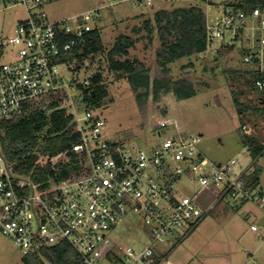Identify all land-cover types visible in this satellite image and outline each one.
Wrapping results in <instances>:
<instances>
[{"label":"built area","instance_id":"1","mask_svg":"<svg viewBox=\"0 0 264 264\" xmlns=\"http://www.w3.org/2000/svg\"><path fill=\"white\" fill-rule=\"evenodd\" d=\"M237 1L106 0L103 7L49 22L45 0H0V7L22 6L27 15L8 39L15 49L12 60L0 63V121L11 119L34 99L63 96L78 135L72 153L84 171L38 190L12 172L0 151V233L23 256L65 243L76 264H171L159 245L179 230L187 236L225 198L236 206L251 201L264 214L261 190L246 188L243 182L250 168L235 176V160L211 162L199 150L200 136L166 138L135 151L104 139L102 118L83 109L89 79L73 76L59 62L93 29L101 11L115 3L127 2L137 11H147L155 2L187 3L202 7L209 44L229 46L258 33V49L245 52L243 62L255 75L253 89L263 92L264 11L255 7L246 14L233 8ZM186 186L191 194L182 196ZM250 230L259 228L251 225ZM119 231H135L140 239L135 246L122 243L115 236Z\"/></svg>","mask_w":264,"mask_h":264},{"label":"rangeland","instance_id":"2","mask_svg":"<svg viewBox=\"0 0 264 264\" xmlns=\"http://www.w3.org/2000/svg\"><path fill=\"white\" fill-rule=\"evenodd\" d=\"M105 5L106 0H45L43 12L50 22ZM187 6V3L155 2L141 13L129 3L121 2L103 9L102 20L97 24L102 52L85 59L78 74L73 76L86 79L101 74L107 97L100 108L89 109L104 121L102 137L107 141L122 144L126 151H135L166 138L200 136L199 150L211 162L222 164L235 160V176L248 168L260 171L257 188L264 195V150L253 159L247 147L248 141L264 145V98L260 99L264 91L253 89V71L243 62L245 52L258 49L255 41L258 33L253 36L248 33L229 46L210 44L204 53L168 64L164 74L156 56L161 40L155 30L154 13ZM220 12L221 9L217 11ZM26 16L22 6L0 7L1 64L12 60L15 49L8 44V39ZM148 19L153 27L151 34L143 25ZM119 34L135 39L129 58L148 68L151 79L169 82L186 79L195 96L178 100L172 93L160 92L155 97L149 91L146 97L138 100L136 94L142 91L135 93L126 78L111 72L106 64L105 55ZM65 75L70 79L71 74ZM85 108L88 106H83ZM80 113L82 116L83 112ZM191 191L192 188L186 186L180 194L188 196ZM201 203L202 199L200 205L205 209ZM242 211H247L248 215L243 217ZM252 224L259 228V233L251 232ZM263 227L264 214L254 203L246 201L236 206L225 198L214 204L187 236L183 237V231L179 230L159 247L171 264H264ZM115 236L122 243L133 246L140 239L135 231L131 234L119 231ZM22 257L20 249L0 233V264H24Z\"/></svg>","mask_w":264,"mask_h":264},{"label":"trees","instance_id":"3","mask_svg":"<svg viewBox=\"0 0 264 264\" xmlns=\"http://www.w3.org/2000/svg\"><path fill=\"white\" fill-rule=\"evenodd\" d=\"M255 7L264 11V0H238L233 4V8L246 14ZM101 20L102 16L93 29L84 34L82 41L59 58V62L70 67L73 74H78L85 59L102 52L97 25ZM153 22L161 40V47L156 56L164 74L167 73L168 64L183 57L204 53L210 45L206 40L205 14L199 5L178 7L171 11L159 10L154 13ZM143 25L148 34H151V21L145 20ZM134 46L135 39L119 34L107 51L105 60L108 69L126 78L135 93L142 91L136 94L138 100L146 97L149 91L155 97L160 92L172 93L178 100L195 96L191 84L186 79L176 82L151 79L148 68L129 58V50ZM88 79L90 86L88 91H85L83 100L88 108H100L107 97L102 76L96 73ZM262 98L264 96L260 99ZM72 120V114L64 107V97L49 95L24 104L17 115L0 121V151L11 166L12 172L38 190L81 175L84 171L80 159L72 153V145L78 139ZM247 147L253 159L264 150V145L254 141H248ZM259 174L260 171L254 169L244 175L245 187H257ZM21 260L24 264H76L75 253L65 243L43 249L39 254L23 256Z\"/></svg>","mask_w":264,"mask_h":264},{"label":"crops","instance_id":"4","mask_svg":"<svg viewBox=\"0 0 264 264\" xmlns=\"http://www.w3.org/2000/svg\"><path fill=\"white\" fill-rule=\"evenodd\" d=\"M248 215V213H247V211H242V216L243 217H246ZM253 225V224H252ZM260 231H261V229H260ZM252 232V231H251ZM256 233H259V232H256ZM263 239V241H264V238H262ZM264 242H262L261 244H263ZM261 244L259 245V247L258 248H260V246H261Z\"/></svg>","mask_w":264,"mask_h":264}]
</instances>
